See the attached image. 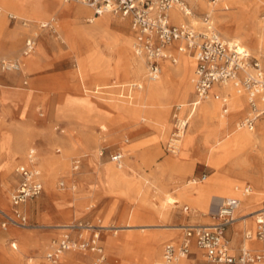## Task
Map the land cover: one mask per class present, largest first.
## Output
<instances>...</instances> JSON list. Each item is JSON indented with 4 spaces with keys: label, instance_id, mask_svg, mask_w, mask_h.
I'll use <instances>...</instances> for the list:
<instances>
[{
    "label": "rangeland",
    "instance_id": "1",
    "mask_svg": "<svg viewBox=\"0 0 264 264\" xmlns=\"http://www.w3.org/2000/svg\"><path fill=\"white\" fill-rule=\"evenodd\" d=\"M184 1L191 8L194 21H203L207 9L198 10L196 0ZM201 1L205 4L210 3L209 0ZM0 4L25 18L37 19L24 20L29 22V26L23 27L20 21L10 23L6 18L0 17V60H20L23 74L15 81L8 79L17 77L15 73L0 72V87H9L10 89L6 90L18 92L8 98L10 103L5 104L0 97L3 106L6 105L0 111L5 115L3 118L0 115V166L10 160L12 139L18 145L26 146L22 157H11L9 171L11 181L4 192L9 201L14 188V183L11 184L14 169L20 162H24L25 153L30 148L37 151L43 181L41 195L27 201L21 207L27 218V230H20L10 224L3 229L4 220L0 216V264H48L44 260V254L50 242L63 233L53 226L68 222L83 221L96 225L107 223L115 227H123L128 223L138 226L186 225L188 223L184 221L179 222V218L185 215L184 206L189 207V214L191 212L200 216L206 214L207 206L202 209L197 204H191L182 195V190H177L189 180L197 183L190 185L191 187L201 186L218 173L203 160L205 145L202 140L197 138L188 151L185 150L184 139L181 140L177 155H171L166 151L173 130V116L179 114V110H176L178 100H170L169 96H166L161 98L158 105L150 106L144 103L134 105L131 98L125 100L117 96L115 87L120 84V80L113 70L111 74H107L101 66L95 82L91 77L79 74L82 71L86 48L76 37V29L81 25L92 28L99 19H103L98 26L96 45L100 52L112 53V66H115L116 51L111 47L109 51L108 47L111 46V42L123 36L133 39L129 20L117 15L102 14L93 22L90 21L92 11L90 14L77 12L78 8L85 10L89 8L78 3L67 4L62 0H0ZM212 6L217 8L218 14L226 16L225 33L229 37L239 38L240 45L245 47L251 56L264 62V58L258 57L252 49V43L249 36L243 32L244 29H237L238 13L227 0H218ZM105 17L108 18L106 21ZM257 17L259 21L264 22V6L259 8ZM48 19L55 20V32L38 28L40 20ZM210 21L214 31L222 39L230 41L221 34L222 28L219 27L214 14L211 15ZM191 26L199 31V25ZM34 33L38 34L36 47L33 53L23 59L21 52L24 41ZM184 57L191 61L188 54L185 53ZM29 59L35 61V64H30ZM184 63V59L177 56V64L173 66L185 67ZM190 68L193 73L194 63ZM144 74L145 71L143 80H134L142 82L143 88L147 83ZM178 79L179 76H175L174 85ZM24 81L27 82L26 86L23 85ZM109 85L113 88L104 90L107 94L94 93L95 89H105ZM192 96V94L189 96L188 103ZM244 115L245 112L238 116L235 123L238 124ZM189 128L190 124L185 129V137L189 133ZM252 130L258 135L264 132V117L257 120ZM56 149L60 150L59 154L55 153ZM101 149L104 150L102 158L98 156ZM117 151L124 154L121 166H117L109 159L110 154ZM75 158L82 160L77 173L71 171V164ZM56 159H61L58 164L55 163ZM175 162H181L182 165L176 167ZM109 167L117 171L116 178L108 175ZM221 173L231 180L238 179L243 182L240 186L242 189L249 186L253 196L259 193L257 186H261L262 183V166L256 156L248 157L242 163L226 162ZM60 182L63 183V187L59 186ZM165 194L177 198L179 203L167 205L168 208L165 210L161 209L158 205L162 203ZM211 194L208 200L215 196L213 195L215 193ZM258 195L260 196L257 206L252 209H249V206L239 211H254L264 206V190ZM0 206L12 214L11 205L7 208V202L2 195ZM45 212L52 216L67 214L69 219L64 222L42 221L39 215ZM163 212H166L165 216L162 215ZM241 214L237 213V216ZM208 217L207 215L201 224H210L212 221ZM233 226H229V229ZM254 227V220L247 222L242 227L243 232L245 229L253 231ZM119 230L117 234L111 231L102 234L105 252V261L102 264H149L153 259L163 262V245L168 242L175 243L182 237V232L168 231L162 227H150L145 231L138 227ZM19 232L21 236L18 237V241L21 245L26 238L50 237L44 240L42 246L25 247L20 261L14 262L6 258L4 253L5 250H13L10 246L16 242L13 234ZM26 233L29 237L25 236ZM148 237L160 240L158 245L160 255L154 254L157 250L154 251ZM168 237H175L176 240L167 239ZM110 240L111 246L108 245ZM245 240L247 239L244 238L243 243ZM252 240L259 241L254 234L247 241ZM16 244L18 247V243ZM250 244L252 245L249 247L254 250H262L264 247L263 244L260 247L254 246L251 242ZM191 251L193 253L189 258H197L195 264H209L202 252L199 251L198 256L196 250ZM74 256L79 257L75 254ZM60 261L57 264H60ZM86 261L88 264L87 259ZM77 263L79 264L76 259L74 264Z\"/></svg>",
    "mask_w": 264,
    "mask_h": 264
},
{
    "label": "built area",
    "instance_id": "2",
    "mask_svg": "<svg viewBox=\"0 0 264 264\" xmlns=\"http://www.w3.org/2000/svg\"><path fill=\"white\" fill-rule=\"evenodd\" d=\"M65 3H78L89 8L94 17L110 13L130 22L133 34V52L143 59L145 81H155L161 74V62L169 61L175 65L177 56L173 47L180 43L186 54L195 60L194 100L188 104L194 111L202 100L209 96L215 100H223L222 111L227 113V101L214 87L230 84L238 94L245 95L247 113L238 123L240 128L253 129L257 120L264 116V62L250 55L235 42L223 40L212 29L211 13L206 12L203 23L207 26L205 32H199L190 24L172 23L169 10L179 8L187 13L188 4L184 0H62ZM217 0H209L214 4ZM2 10L0 9V15ZM11 22L20 21L21 25L29 26V22L7 14ZM38 28L55 32V20H48L38 24ZM38 34L34 33L24 41L22 56L33 53L36 47ZM180 50V47H177ZM22 62L16 60H0V72H17L21 69ZM26 84V82H25ZM142 82H132L124 86L125 96L130 97L135 90L142 88ZM122 88V87H121ZM123 96V94H121ZM2 104L0 101V111ZM179 110V108H177ZM187 121L173 116V130L166 145L167 153L176 155L179 142L186 129ZM56 153L60 150L56 149ZM104 150L99 151L102 158ZM109 159L117 166H121L124 154L121 151L110 154ZM82 165L81 158H75L71 164V171L77 173ZM17 183L10 195L12 215L0 212L7 225L25 227L27 218L19 209L22 204L37 198L43 192L42 172L39 168L38 156L35 148H30L25 156V161L15 168ZM63 187V183H59ZM251 192L250 187L243 189L244 194ZM239 200L225 198L215 213L209 215L210 224H192L183 227L182 238L179 244L168 242L163 248V261L165 264H178L183 258L191 255L194 245L203 252L209 264H257L264 259V249L258 252L249 251L240 247L234 251L225 232L227 227L235 222V212ZM254 237L264 240V216L259 213L255 220ZM99 225V224H98ZM64 230L61 235L53 239L44 254L45 260L50 264H57L63 254L67 252L91 253L96 257L92 264H102L105 253L101 244L103 228L89 222L76 221ZM250 234L246 237L248 238ZM15 248V243H11Z\"/></svg>",
    "mask_w": 264,
    "mask_h": 264
},
{
    "label": "bare ground",
    "instance_id": "3",
    "mask_svg": "<svg viewBox=\"0 0 264 264\" xmlns=\"http://www.w3.org/2000/svg\"><path fill=\"white\" fill-rule=\"evenodd\" d=\"M218 1V0H217ZM227 2L233 7V9L238 13L239 21H236L237 29H244V33L249 36V39L252 43V49L257 53L258 57L264 58V22L258 20L257 14L258 10L261 6H264V0H227ZM208 4V5H207ZM205 4L201 0H196V7L198 10H206V12L215 15V18L218 20L219 27L222 28L221 34L224 38H228L230 42H235L240 45V40L237 37H229L227 33L224 31V24L226 16L223 14H218L217 8L212 6V3ZM212 4V5H211ZM83 6V5H82ZM85 7V6H84ZM217 7V6H216ZM1 9V8H0ZM2 10V9H1ZM187 13H183L177 7H173L169 10V16L174 24H186L187 22L193 25H199V32H205L206 26L203 21H194V15L192 13L191 8H188ZM78 14H90L91 10L78 8ZM7 14H11L18 19L27 20L25 18H21L12 13H6L2 10V15L7 17ZM110 13H104L107 15ZM110 18V17H109ZM122 18V17H121ZM105 17V21H106ZM127 19V18H122ZM264 19V17H263ZM96 20V17L92 15L90 21ZM103 19H99V21L92 27H86L81 25L76 29V37L80 40V42L85 44L86 54L82 61V71L79 72L80 75L89 76L91 80L95 82L99 74V68L102 66L106 70L107 74H111V70L115 72L117 78L120 80L119 86H125L126 84L132 83L134 80H143L142 76L144 73V64L143 59L137 57L133 52V39L129 37L123 36L118 40L111 42V49L114 48L116 53L115 58V66H112L113 56L111 52L108 54H104L99 51L97 48V35L99 32V25ZM203 20V19H202ZM29 21V20H28ZM45 22V21H44ZM96 22V21H93ZM43 23V22H39ZM122 25V23H118ZM211 25V24H210ZM212 26V25H211ZM2 28V26H1ZM213 29V27H212ZM214 30V29H213ZM216 32V31H215ZM217 33V32H216ZM221 38V37H220ZM224 40V39H223ZM110 43V42H109ZM108 43V44H109ZM180 47V50L176 49V54L180 58L184 59L185 67L183 65H179L174 67L173 64H170L169 61H163L161 63L162 69L159 78L155 81H147L145 88L140 90H136L131 97V103L134 105H158L161 98L166 97L169 95L168 91L171 90V98L174 100H178L179 104L183 106V120L187 121L186 128L188 124H190L189 133L185 137V131L182 135L181 140L185 143V150L188 151L195 143L196 139L199 138L202 140L203 144L205 145V153H203V160L210 164L213 169L217 170L218 173L211 177L206 183L202 184L198 187H191L190 185L196 184L194 180L186 181L184 184L180 186L178 191L182 190V195L191 203L197 204L200 208L204 209L207 206L206 214L204 215H211L216 212L218 209L222 199L225 198H235L239 200L238 209L235 212V222L232 225H245L247 222H253L256 216L259 213H262L264 216V206L261 208L254 210V211H239L244 210L250 206V202L253 199V192L251 191L248 194L243 193V189L240 186L243 182L238 181V179L231 180L228 176L223 175L221 173L222 168L224 167V163L235 161L238 163L244 162V160L248 157L256 156L261 163L262 166V183L260 184L264 187V132L260 135L256 134L255 131L252 129H245L240 128L238 124L235 123L236 118L242 115L245 112L246 107V97L245 95L238 94L235 89L230 85L227 84L222 87H214L213 91H217L223 99L227 101V113L224 114L223 111L221 113V109L223 106V100H215L212 97H208L205 100H202L198 107L194 111L191 112L187 111L188 107V98L194 92V81H195V72L191 73L192 64L194 63L195 68V60L190 56V60H187L185 56L184 47L180 43H176ZM245 51L247 49L240 45ZM176 48V47H175ZM108 50V49H107ZM24 61V60H23ZM30 64H35V61L30 60ZM28 61V62H29ZM194 61V62H193ZM35 66V65H34ZM27 67V66H26ZM21 69L17 72H20ZM22 74V71H21ZM78 77V75H76ZM175 76H179L177 84L174 85L173 81ZM113 88L110 85L106 86L105 89ZM109 94V93H108ZM110 95V94H109ZM111 100V98H108ZM121 100V99H119ZM123 101V100H121ZM116 105V104H115ZM179 110L182 109L181 106H178ZM180 118V117H179ZM235 123V127H234ZM245 129V130H243ZM180 140V142H181ZM180 142H179V149L177 154L180 151ZM11 145V153L9 155L10 160L3 163L0 166V179H2V183L0 184V195L5 199L7 202V208L10 207V200L8 201V197L6 196L4 190L6 186L10 183L11 178L9 176V171L11 167V157H22L23 151L25 150L26 146L18 145L15 143V140L12 139L10 141ZM70 149L67 150L69 153ZM176 154V155H177ZM47 154L45 153V156ZM61 159H56L55 163L58 164ZM182 165L181 162H175L176 167H180ZM108 175L111 178H116L118 176L117 171L113 167H109ZM252 184V183H251ZM253 186H256L252 184ZM258 187V186H257ZM252 190V189H251ZM212 196L210 200H208V196L210 194ZM211 194V195H212ZM173 203H179L177 198L173 197L170 194H165L162 198V203H159V207L165 210L167 205H173ZM239 211V212H238ZM0 212H3L9 216V212H7L3 207L0 206ZM237 213H242L241 215L237 216ZM166 212H163L162 215L165 216ZM210 218V216H209ZM73 222H68L66 224H62L59 226H53L58 231L64 232L66 227H69ZM93 224V223H92ZM197 224V223H195ZM96 225V224H93ZM192 224L186 225H143L138 226L136 224H126L123 227H115L108 225L107 223L102 225H97L100 228H103L104 232H113V234H117L121 228H140L141 231H145L146 228L150 227H162L168 231H183V227ZM15 228L20 230H27L28 227H19L17 225H13ZM255 229V227H254ZM18 234V235H17ZM14 234L16 242H15V249L12 251L5 250V257L13 260L14 262L20 261L22 256L24 255V249L28 246H42L44 239H30L26 238V241L21 245L19 244L18 237L21 236V233ZM250 234L247 238L246 236ZM254 234V230H244L243 237L247 240L251 239ZM150 243L154 251L157 250L156 255H160L158 252V248L160 245V240H157L156 237H148ZM167 239L176 240L175 237H168ZM243 243L241 246L244 249L249 251L257 252L261 250H254L253 248L249 247L250 244L253 243L254 246L260 247L262 244L264 245V240H259L255 242L247 241ZM258 240V239H257ZM247 241V242H246ZM262 241V242H261ZM109 246H111V240L108 241ZM18 243V247L17 244ZM232 245V243L230 242ZM12 248V247H11ZM199 256V251H196ZM85 257V256H84ZM83 256H79L76 258L74 253H65L62 256L60 264H74L75 260L79 262V264H87L86 258ZM41 258V257H39ZM45 260V258H44ZM74 260V262H73ZM189 258H183L181 264H186ZM27 262H30L27 260ZM78 264V263H77ZM149 264H165L164 261H160L158 259H153ZM257 264H264V259L257 263Z\"/></svg>",
    "mask_w": 264,
    "mask_h": 264
},
{
    "label": "crops",
    "instance_id": "4",
    "mask_svg": "<svg viewBox=\"0 0 264 264\" xmlns=\"http://www.w3.org/2000/svg\"><path fill=\"white\" fill-rule=\"evenodd\" d=\"M65 3V2H64ZM68 4V3H67ZM0 8L4 11V12H6V13H12V14H15V15H17V16H19V17H21V18H25V17H23V16H21V15H19V14H17V13H15V12H13V11H11V10H9V9H7L6 7H4V6H2L1 4H0ZM0 17H3V19L4 18H6L7 20H8V18L5 16V15H2V16H0ZM25 19H27V20H30V21H37V19H29V18H25ZM48 20H54V19H48ZM10 23H17V21H15V22H11L10 20H8ZM39 21V20H38ZM45 20H40L39 22H44ZM186 24H190L189 22H187ZM191 25V24H190ZM23 26V25H22ZM24 27V26H23ZM133 41H134V38H133ZM176 47V48H175ZM177 47H178V45H175L172 49H173V53L177 56V54H176V49H177ZM21 57L24 59V58H26V57H28V56H22L21 55ZM194 62V61H193ZM162 63V62H161ZM171 64V63H170ZM177 64V63H176ZM161 69H162V65H161ZM13 73H15L16 74V76L17 77H13V78H8V79H13V80H15V81H17L18 80V78H20L23 74H21L20 72H13ZM25 82L26 81H24L23 82V85L24 86H26L27 85V82H26V84H25ZM133 82H137V81H133ZM127 85V84H126ZM125 85V86H126ZM122 87V88H121ZM0 88H2V89H0V97L3 99V102L6 104V103H10L9 102V99L8 98H10V97H13V96H15L18 92L17 91H15V90H6V89H10L9 87H0ZM115 88H117V92H118V94H117V96H120V98H122V99H125V100H129L132 96H133V94L132 93H134L135 91H133L132 93H131V96L128 98V97H126L125 96V90L123 91V88H124V86H119V87H115ZM104 90H106V89H104V88H99V89H95L94 90V93L95 94H99V95H105V94H107L106 92H104ZM170 91V92H169ZM168 91V93H169V98L168 99H170V100H174V99H172L171 98V90H169ZM214 92H217V91H214ZM121 94H123V96H121ZM193 96H192V99H191V101L190 102H192L193 100H194V92H193V94H192ZM189 102V103H190ZM1 104H2V109L6 106H3V103H2V101H1ZM177 106H181L182 107V109L181 110H179V114H177V116L179 117L180 116V118H182L184 115H183V106L182 105H180V104H177ZM177 108H179V107H176V110H177ZM247 109H248V106H247V101H246V111H245V115H246V113H247ZM178 111V110H177ZM187 111H189V108H188V110ZM221 111H222V109H221ZM0 115H1V117L3 118L5 115L3 114V113H0ZM244 115V116H245ZM264 117V116H263ZM262 118V117H261ZM260 118V119H261ZM243 119V118H242ZM241 119V120H242ZM240 120V121H241ZM256 126V123H255V125H254V127ZM254 127H253V129H254ZM29 151V149L26 151V153H25V156H26V154H27V152ZM35 151H36V149H35ZM56 151V150H55ZM56 153V152H55ZM60 153V152H59ZM59 153H56V154H59ZM36 154H37V151H36ZM25 156H24V158H23V161H25ZM37 156H38V154H37ZM20 163H23V162H20ZM19 163V164H20ZM17 167V166H16ZM15 167V168H16ZM14 171H15V169H14ZM12 182H11V184L12 183H14L13 185H14V187H15V185H16V183H17V180H16V176H15V173L13 172V178H12ZM197 184V183H196ZM246 187H249V186H246ZM245 188V187H244ZM258 188V192L260 193V192H262V190H264V187H262V186H259V187H257ZM14 189V188H13ZM13 191V190H12ZM252 191V190H251ZM259 193H256L255 194V196L253 197V199L251 200V202H250V207H249V209H252L253 207H255V206H257V204H258V198H259V196L260 195H258ZM11 195V194H10ZM231 198V197H230ZM223 200V199H222ZM222 202V201H221ZM26 204V203H25ZM25 204H22L20 207H19V209H20V211L22 212V209H21V207L23 206V205H25ZM220 205H221V203H220ZM219 205V206H220ZM219 208V207H218ZM183 212L185 213V215L184 216H181L180 218H179V222H186V223H188V224H190V223H197V224H201L204 220H206V216L205 215H203V216H200L199 214H197V213H193V212H191V214H189L190 213V209H189V207L188 206H184V208H183ZM0 216H1V214H0ZM204 217V218H203ZM209 218V217H208ZM39 219H41L42 221H47V220H56L57 222H64V221H66L67 219H69V216L67 215V214H61L60 216H52V214H49V213H47V212H45V213H41L40 215H39ZM210 219V218H209ZM233 226V225H232ZM14 235V234H13ZM25 236L26 237H29V235L26 233L25 234ZM182 236H183V234H182ZM225 236H226V238L227 239H229V241L231 242V243H233L232 244V247H233V249H234V251H238V249L243 245V241H244V238H243V228L242 227H240V226H233L231 229H229V227H227V229H226V232H225ZM45 239H44V238ZM50 236H42L41 238H39L40 240H47L48 238H49ZM182 238V237H181ZM179 242L181 241V239L180 240H178ZM178 241H176L175 243L176 244H179V242ZM15 243V242H14ZM101 244H102V240H101ZM166 244V243H165ZM164 244V245H165ZM164 245H163V248H164ZM10 246H11V244H10ZM103 246V245H102ZM12 247V246H11ZM16 247V246H15ZM12 249H15V248H13L12 247ZM103 249H104V247H103ZM196 250L197 251V248L194 246V245H192V247H191V250ZM264 249V247L262 248V250ZM198 251H200V250H198ZM201 252V251H200ZM258 252V251H257ZM67 253H74L76 256H85L84 258H86L87 260H88V264H92L93 263V261H94V259H95V255L94 254H91V253H75V252H67ZM105 253V252H104ZM192 253H193V251H191V255H192ZM202 254H203V252H202ZM162 255H163V250H162ZM204 255V254H203ZM188 258H189V256H188ZM196 260H197V258H193V259H190L189 258V260H188V262L186 263V264H195V262H196ZM181 261H182V259L179 261V263L178 264H181ZM207 261V260H206ZM49 264V263H48Z\"/></svg>",
    "mask_w": 264,
    "mask_h": 264
}]
</instances>
